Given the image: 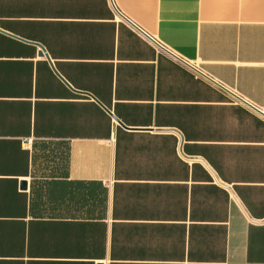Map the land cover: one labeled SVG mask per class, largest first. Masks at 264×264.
I'll return each mask as SVG.
<instances>
[{
  "label": "crops",
  "instance_id": "crops-1",
  "mask_svg": "<svg viewBox=\"0 0 264 264\" xmlns=\"http://www.w3.org/2000/svg\"><path fill=\"white\" fill-rule=\"evenodd\" d=\"M112 3L0 0V264H264V0Z\"/></svg>",
  "mask_w": 264,
  "mask_h": 264
},
{
  "label": "built area",
  "instance_id": "built-area-1",
  "mask_svg": "<svg viewBox=\"0 0 264 264\" xmlns=\"http://www.w3.org/2000/svg\"><path fill=\"white\" fill-rule=\"evenodd\" d=\"M111 1V5L113 7V12H114V21L116 23H125L128 26H133L134 28H136L131 21H129L125 16H123L113 5L112 0ZM136 30H138L139 32H141L138 28H136ZM153 42V46L155 47V49H157V51H161L163 50L162 46L160 43H158L157 41H152ZM174 59L178 60L177 58L173 57ZM193 73L195 75V77H199L201 76V74L199 72H197L196 70H193ZM229 103H231L232 105H239L242 106L244 108H247L249 111H251L252 113H254L255 115L261 117L264 120V107H256L253 105H250L249 103H247L244 99H242L241 97L237 96V95H230L229 96Z\"/></svg>",
  "mask_w": 264,
  "mask_h": 264
},
{
  "label": "water",
  "instance_id": "water-1",
  "mask_svg": "<svg viewBox=\"0 0 264 264\" xmlns=\"http://www.w3.org/2000/svg\"><path fill=\"white\" fill-rule=\"evenodd\" d=\"M37 46H39V48H40L39 55L40 56H42V55H45L46 56V53H45L44 49L40 45H37ZM21 186L24 188L25 187V183H22Z\"/></svg>",
  "mask_w": 264,
  "mask_h": 264
}]
</instances>
